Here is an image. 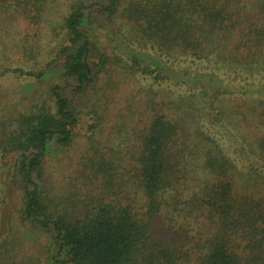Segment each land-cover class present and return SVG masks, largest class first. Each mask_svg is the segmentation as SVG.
<instances>
[{"label":"trees","instance_id":"trees-1","mask_svg":"<svg viewBox=\"0 0 264 264\" xmlns=\"http://www.w3.org/2000/svg\"><path fill=\"white\" fill-rule=\"evenodd\" d=\"M0 178V264H264V0H0Z\"/></svg>","mask_w":264,"mask_h":264},{"label":"rangeland","instance_id":"rangeland-1","mask_svg":"<svg viewBox=\"0 0 264 264\" xmlns=\"http://www.w3.org/2000/svg\"><path fill=\"white\" fill-rule=\"evenodd\" d=\"M11 170V168H10ZM8 172L9 170L7 171V175H8ZM10 173V172H9ZM8 177V176H7ZM6 180V178H5ZM5 182L0 178V204H1V201H4V200H7L8 197H10L9 195H11V190L10 188L12 189V186L9 187V185H5L4 184ZM11 201H12V198H11ZM3 204V203H2ZM0 205V220H2L3 218L7 217L8 218V214L9 211H8V206L5 205ZM7 206V207H6ZM11 208V207H10ZM5 216V217H4ZM7 221V220H6ZM15 222V221H14ZM13 227V226H12ZM15 227V226H14ZM15 230V229H14ZM9 233V228L8 226H6L5 228H1V225H0V240L6 235V233ZM7 233V234H8Z\"/></svg>","mask_w":264,"mask_h":264}]
</instances>
